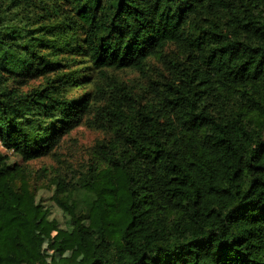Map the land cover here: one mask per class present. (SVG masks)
Returning a JSON list of instances; mask_svg holds the SVG:
<instances>
[{"label": "trees", "instance_id": "obj_1", "mask_svg": "<svg viewBox=\"0 0 264 264\" xmlns=\"http://www.w3.org/2000/svg\"><path fill=\"white\" fill-rule=\"evenodd\" d=\"M81 125L108 136L51 199L82 256L50 262L9 151ZM0 145V264H264V0H0Z\"/></svg>", "mask_w": 264, "mask_h": 264}, {"label": "rangeland", "instance_id": "obj_2", "mask_svg": "<svg viewBox=\"0 0 264 264\" xmlns=\"http://www.w3.org/2000/svg\"><path fill=\"white\" fill-rule=\"evenodd\" d=\"M152 63L161 67V63L157 64V60H153ZM118 75L129 84L138 86L139 89L148 80L135 70H122L118 72ZM42 79L40 77L32 79L30 85L36 86ZM107 136L106 132L81 125L63 137L59 147L52 155L23 161L19 155L9 151L11 159L24 164L30 173V182L37 190V199L50 208V218L59 222L56 230L49 228L44 222L39 225V231L45 238L44 252L50 262H56L62 256L73 254L77 258L82 256L66 232L65 217L51 199L54 190L53 181L56 178L73 180L80 172L85 171L91 163V159L96 157V145ZM0 150L8 152L1 145ZM62 245L65 246L64 251L60 249Z\"/></svg>", "mask_w": 264, "mask_h": 264}]
</instances>
